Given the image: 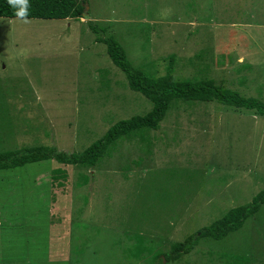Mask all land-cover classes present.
I'll use <instances>...</instances> for the list:
<instances>
[{
  "label": "rangeland",
  "instance_id": "374dc122",
  "mask_svg": "<svg viewBox=\"0 0 264 264\" xmlns=\"http://www.w3.org/2000/svg\"><path fill=\"white\" fill-rule=\"evenodd\" d=\"M84 13L0 18V151L78 153L150 110L87 22L152 76L170 60L174 80L211 79L264 102V0H86ZM145 137L151 146L121 141L93 169L47 160L0 172V264H157L264 189V116L253 111L176 103ZM223 254L264 264V205L170 264H231Z\"/></svg>",
  "mask_w": 264,
  "mask_h": 264
},
{
  "label": "trees",
  "instance_id": "16d2710c",
  "mask_svg": "<svg viewBox=\"0 0 264 264\" xmlns=\"http://www.w3.org/2000/svg\"><path fill=\"white\" fill-rule=\"evenodd\" d=\"M29 4L27 19L76 20L87 15L84 13L86 0H29ZM15 12L16 9L10 6L7 0H0V18H17ZM87 28L94 36V41L104 46L112 65L124 76L127 89L146 99L151 105L150 110L141 116L135 115L117 121L107 128L100 138L78 153H66L47 146L0 151V172L47 160H53L63 166L93 169L103 158L111 154L119 142L129 141L135 137L145 142L147 140L145 134L156 131L166 112L176 103L216 102L222 106L253 111L259 116H264V102L253 97H242L235 91L215 85L211 79L174 80L170 60L162 76H152L134 67L126 58L121 45L113 37L104 34L103 27L87 22ZM148 146H151L149 141ZM262 205L264 189L258 191L248 203L228 209L219 219L197 229L182 242L171 244L167 251L154 255L156 263L162 264V260L165 264L177 262L203 239L212 241L224 239L241 229L247 219L260 211ZM222 256L231 264H250L251 261L246 256L224 254Z\"/></svg>",
  "mask_w": 264,
  "mask_h": 264
},
{
  "label": "clouds",
  "instance_id": "9594fccd",
  "mask_svg": "<svg viewBox=\"0 0 264 264\" xmlns=\"http://www.w3.org/2000/svg\"><path fill=\"white\" fill-rule=\"evenodd\" d=\"M8 4L16 9L15 15L23 22H27L30 8L29 0H7Z\"/></svg>",
  "mask_w": 264,
  "mask_h": 264
},
{
  "label": "water",
  "instance_id": "95a60500",
  "mask_svg": "<svg viewBox=\"0 0 264 264\" xmlns=\"http://www.w3.org/2000/svg\"><path fill=\"white\" fill-rule=\"evenodd\" d=\"M85 9V8H84ZM164 263V261L162 260V264Z\"/></svg>",
  "mask_w": 264,
  "mask_h": 264
}]
</instances>
